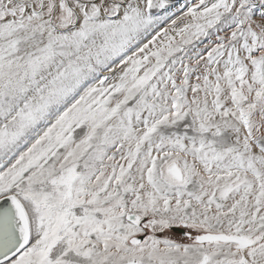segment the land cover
<instances>
[{
  "label": "snow or ice",
  "instance_id": "1",
  "mask_svg": "<svg viewBox=\"0 0 264 264\" xmlns=\"http://www.w3.org/2000/svg\"><path fill=\"white\" fill-rule=\"evenodd\" d=\"M0 264H264V0H0Z\"/></svg>",
  "mask_w": 264,
  "mask_h": 264
}]
</instances>
